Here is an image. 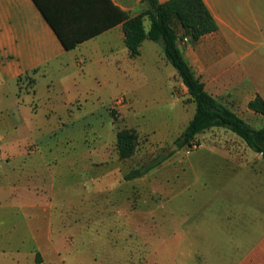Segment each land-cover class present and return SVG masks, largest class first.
<instances>
[{
  "label": "rangeland",
  "instance_id": "1",
  "mask_svg": "<svg viewBox=\"0 0 264 264\" xmlns=\"http://www.w3.org/2000/svg\"><path fill=\"white\" fill-rule=\"evenodd\" d=\"M236 8L252 26L263 21L264 0H243ZM180 46L186 50L188 39ZM263 49L251 54L249 67ZM120 58L128 78L121 63L117 72L103 62L107 87L94 91L89 81L67 98L84 100L70 105H49L42 88L36 97L30 76L19 80L17 101L15 86L0 87V264L226 263L227 228L216 220L230 195L225 184L244 181L247 196H264L262 156L223 128L200 134L197 149L174 148L196 107L161 43L147 40L141 56ZM209 67L196 66L209 92L254 128L264 127L262 117L222 90ZM123 129L139 136L128 160L117 151ZM160 155L170 157L126 180ZM31 203L39 204L36 213H17ZM29 225L40 229L35 245Z\"/></svg>",
  "mask_w": 264,
  "mask_h": 264
},
{
  "label": "crops",
  "instance_id": "2",
  "mask_svg": "<svg viewBox=\"0 0 264 264\" xmlns=\"http://www.w3.org/2000/svg\"><path fill=\"white\" fill-rule=\"evenodd\" d=\"M43 1L64 36L70 42H78L77 46L72 50L65 48L35 0H0L1 88L10 84L15 86L13 96L17 101L19 80L30 76L35 81L36 97L38 89L42 88L47 93L45 97L49 105L61 107L84 100L80 99L81 95L67 98L72 92L79 93L89 81L93 83L94 91L107 87L103 62L117 72L121 63L125 71L123 75L128 78L129 66L124 64L120 56H125L128 61L133 58L126 44L123 24H114L116 14L111 4L130 17H135L148 8L146 3L141 0ZM166 1L159 0L160 3ZM204 1L217 21L219 30L206 35L197 44H190L188 40L183 55L197 77L205 83L208 92L203 71L196 68L198 63H208L210 76L216 78L222 90L231 93L250 114H257L249 109V103L257 95L264 99V56H257L254 68L247 63L252 53L264 47V18L252 26L242 16L241 10L235 9L243 0ZM140 50L142 53V46ZM189 56L201 58L192 59ZM202 56L211 58L208 60ZM236 70H239L240 76ZM117 75L111 76L116 85L120 83ZM185 89V94L189 95ZM209 93L219 101L217 95ZM257 115L264 119V116ZM246 187L244 181L225 184L230 195L225 198L228 201L224 203V217L216 218L219 224L222 220V225L227 228L223 248L225 264H264V196H247L241 191ZM38 206V203H31L17 213L25 218L28 209L36 213ZM11 211L10 205L7 212ZM38 231L40 229L34 226H27V232L34 240L33 245L37 243ZM217 246L220 248L219 244Z\"/></svg>",
  "mask_w": 264,
  "mask_h": 264
},
{
  "label": "trees",
  "instance_id": "3",
  "mask_svg": "<svg viewBox=\"0 0 264 264\" xmlns=\"http://www.w3.org/2000/svg\"><path fill=\"white\" fill-rule=\"evenodd\" d=\"M148 8L135 17L111 4L116 14L115 23H122L125 40L131 58L141 55V46L146 40L161 43L167 62L177 71L188 94L195 104L196 111L182 134L177 138L179 149L198 144L197 137L212 128L226 129L239 138L255 153L262 155L264 160V127L256 129L235 113L228 106L220 103L207 90L205 83L197 77L189 65L180 41L188 39L197 43L203 37L219 30V25L204 0H141ZM47 21L51 24L67 50H72L78 42H70L62 33L57 22L50 15L43 0H35ZM109 2V0H108ZM150 21L149 30L145 20ZM249 109L264 116V99L261 95L249 103ZM139 145L138 133L133 129H123L117 135V151L121 160L132 158ZM170 156L160 155L150 164L131 171L126 180L142 178L159 167Z\"/></svg>",
  "mask_w": 264,
  "mask_h": 264
},
{
  "label": "built area",
  "instance_id": "4",
  "mask_svg": "<svg viewBox=\"0 0 264 264\" xmlns=\"http://www.w3.org/2000/svg\"><path fill=\"white\" fill-rule=\"evenodd\" d=\"M199 147V145L198 144H192L190 147H188L189 149H197Z\"/></svg>",
  "mask_w": 264,
  "mask_h": 264
},
{
  "label": "water",
  "instance_id": "5",
  "mask_svg": "<svg viewBox=\"0 0 264 264\" xmlns=\"http://www.w3.org/2000/svg\"><path fill=\"white\" fill-rule=\"evenodd\" d=\"M174 148H177V144H174Z\"/></svg>",
  "mask_w": 264,
  "mask_h": 264
}]
</instances>
